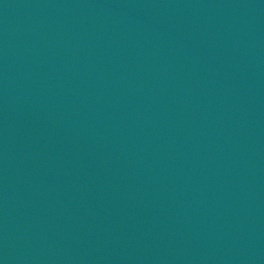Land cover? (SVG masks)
<instances>
[{"label": "water", "instance_id": "obj_1", "mask_svg": "<svg viewBox=\"0 0 264 264\" xmlns=\"http://www.w3.org/2000/svg\"><path fill=\"white\" fill-rule=\"evenodd\" d=\"M0 264H264V0H0Z\"/></svg>", "mask_w": 264, "mask_h": 264}]
</instances>
